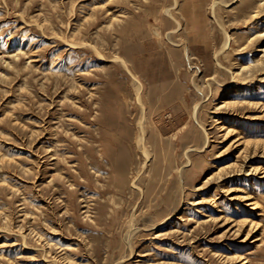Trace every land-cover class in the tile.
<instances>
[{"label":"rangeland","instance_id":"374dc122","mask_svg":"<svg viewBox=\"0 0 264 264\" xmlns=\"http://www.w3.org/2000/svg\"><path fill=\"white\" fill-rule=\"evenodd\" d=\"M0 264H264V0H0Z\"/></svg>","mask_w":264,"mask_h":264},{"label":"bare ground","instance_id":"6f19581e","mask_svg":"<svg viewBox=\"0 0 264 264\" xmlns=\"http://www.w3.org/2000/svg\"><path fill=\"white\" fill-rule=\"evenodd\" d=\"M142 140H143V139H142V137H141V138H140V142H141V143H142Z\"/></svg>","mask_w":264,"mask_h":264}]
</instances>
